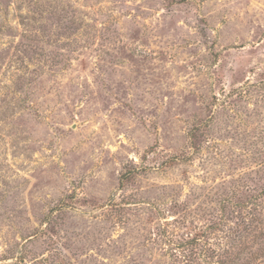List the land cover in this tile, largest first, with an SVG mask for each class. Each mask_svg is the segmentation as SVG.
I'll return each instance as SVG.
<instances>
[{
    "label": "rangeland",
    "instance_id": "1",
    "mask_svg": "<svg viewBox=\"0 0 264 264\" xmlns=\"http://www.w3.org/2000/svg\"><path fill=\"white\" fill-rule=\"evenodd\" d=\"M219 261L264 264V0H0V264Z\"/></svg>",
    "mask_w": 264,
    "mask_h": 264
},
{
    "label": "trees",
    "instance_id": "2",
    "mask_svg": "<svg viewBox=\"0 0 264 264\" xmlns=\"http://www.w3.org/2000/svg\"><path fill=\"white\" fill-rule=\"evenodd\" d=\"M181 245V244H180ZM210 264H213L212 262H210ZM218 264H235V262L233 263V262H223V261H219V263Z\"/></svg>",
    "mask_w": 264,
    "mask_h": 264
}]
</instances>
